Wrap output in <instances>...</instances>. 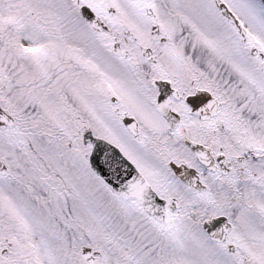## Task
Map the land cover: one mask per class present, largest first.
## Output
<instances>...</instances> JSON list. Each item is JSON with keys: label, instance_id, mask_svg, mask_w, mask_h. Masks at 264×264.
<instances>
[{"label": "snow or ice", "instance_id": "obj_1", "mask_svg": "<svg viewBox=\"0 0 264 264\" xmlns=\"http://www.w3.org/2000/svg\"><path fill=\"white\" fill-rule=\"evenodd\" d=\"M0 264H264V0H0Z\"/></svg>", "mask_w": 264, "mask_h": 264}]
</instances>
